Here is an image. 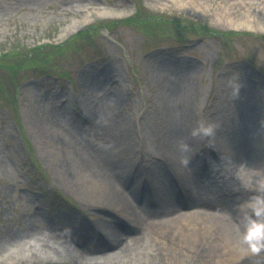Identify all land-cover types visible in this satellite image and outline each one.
<instances>
[{"label": "rangeland", "instance_id": "1", "mask_svg": "<svg viewBox=\"0 0 264 264\" xmlns=\"http://www.w3.org/2000/svg\"><path fill=\"white\" fill-rule=\"evenodd\" d=\"M231 22L251 27L239 29ZM54 42L65 46L56 51ZM51 51L58 53L51 63L39 66L29 60L38 55L46 60ZM0 55V264L264 261V211L258 226L237 227V237L252 242L248 245L255 249V255L246 250L239 259L233 252L239 245L231 246L234 240L225 239L219 230L203 231L197 244L153 230L138 232L137 227L130 232V226L116 225L119 218L112 211L88 205L84 187L73 188L62 179L66 157L48 147L49 135L69 131L91 166L105 163L104 171L111 176L126 172L118 180L121 186L128 177L154 186L155 175L147 178L140 158L148 157L149 166L154 162V169L165 177L168 169L156 156L177 167L182 158L180 152L172 157L161 137L164 133L178 142L184 136L174 128V119L166 121L164 112L172 100L176 125L184 127L190 115L201 137L211 130L214 147L223 158L232 159L228 174L251 187L249 195L239 199L240 213H221L232 221L259 211L264 195L257 193L256 184L264 186V161L260 165L236 151H245L240 140L244 133L255 135L264 146V0H0ZM97 79H102L99 84ZM244 80L247 85L241 84ZM114 87L118 95H112ZM161 121L166 122L158 125ZM61 141L55 149L62 148ZM130 150L135 153L132 161ZM30 151L36 161L29 167ZM36 167L49 177L40 179L55 184L57 193L69 195L70 189L76 207L61 202L47 208L50 199L35 190L31 179ZM211 195L193 200L183 213L198 210L194 204L199 207ZM96 219L111 223L118 234L139 239L144 234L149 239L135 249L140 242L127 248L125 237L118 241L99 234V244L92 233L81 239L79 220L90 225ZM130 223L137 226L136 221ZM11 228V234L20 229L32 233L14 242L8 234ZM213 244L218 252L207 251ZM100 246L106 252H91Z\"/></svg>", "mask_w": 264, "mask_h": 264}, {"label": "bare ground", "instance_id": "2", "mask_svg": "<svg viewBox=\"0 0 264 264\" xmlns=\"http://www.w3.org/2000/svg\"><path fill=\"white\" fill-rule=\"evenodd\" d=\"M203 11L204 10H202V12ZM222 19L223 21H225L227 18L222 17ZM230 25L239 29L251 27V25L242 27L239 24H236V22H231ZM99 80L102 79L95 80V84H99ZM241 84L247 85V82H245L244 80V82H242ZM112 95H118V93L116 92V87L113 88ZM170 109H172L173 111H170L169 113ZM164 113L166 114V121H168L169 118L174 119V128H178L179 134L184 136L181 137L180 141L176 142L173 141L170 136H168V138L167 134L163 133V136L161 135V137L164 138L166 148L170 152V155H172V157H176V152L181 153L182 158H180L179 160L177 158L179 167L174 165L169 159L165 158L164 156L161 157V160L166 166L172 167L173 169L178 171V174H180V178L182 179V182L186 187V191L188 193L187 198L184 199L180 194L174 191L179 184H176L174 180H170L169 176L165 177L161 173V171L158 170L157 165V170H155V173L153 174V176L155 175L153 179L154 186H152L154 193L153 199H149L144 192L143 188H145L147 191V181L145 180L141 185V183L136 184L132 177L131 180H129L128 177L126 183L121 186L118 183V180L120 179V177L124 179L126 172L124 170L118 172V174L114 172V177L113 174L111 176V174L109 175L105 173V163L97 162L98 164H95V166H91V164L89 163V158L87 157V152L83 151L78 146V144L72 140V134L69 131H63L62 133H59L60 136L53 135L55 133H52L48 137V147L50 152L53 154H57L58 156L66 157V162L62 166L61 172L65 177H63L62 179L65 180V182L73 188L84 187V189L86 190L85 194L88 205L103 206L105 208L116 211L120 210L119 213L129 222L136 221V223L143 226V228L138 232L153 230V232H155L156 234H163V236L166 235L168 237H173L172 239L174 240L180 239L182 241H185L190 239L197 244V242H201V240H199L198 238L201 236L203 231H209L208 233H211V231L213 230H219L225 239L234 240V242L231 243V246L239 245V251H233L238 255V259L244 255V252L246 253V250L250 252L253 251V249H250L248 245L250 241L244 238L239 239V237H237L236 230L237 227H241L244 225L249 227L258 226L256 225V220H259L262 214L255 216L254 218L243 224H239L237 223V221L234 222L232 218L231 221L229 217L223 215L221 212L207 210H193L194 212H192L191 214L183 212L179 213L169 210L166 214V216L168 217L163 219L161 218L159 220L147 215V209L144 208L146 204H148V206H152L153 208L157 205H168L171 203H180L182 206V204L191 203L194 200V194L197 195L198 198L204 197L205 195L210 196L211 194L215 193L219 195L223 193V195H226L225 190L230 191L229 195H226L227 197H214V200L211 198V201L221 204L229 200L228 204H233L234 207L232 211L226 210L225 213H229V215L230 213L234 214L235 212L240 213L242 210V206L239 205L241 203L239 199L242 197V194L246 190V187L243 186L242 183H239L241 187L239 188L238 192H231L235 191L233 189V183H235L234 177L232 174H228V171L232 167L231 158H222V160H219L220 168L214 170L213 172L210 170L209 166H202L204 162H201L206 154H202L199 151L206 147L207 140L204 137H201V130L198 127L197 129L193 127L190 115H187L186 123L184 127L181 128L180 124L176 125L175 123L178 114H176L174 110L172 100L168 103ZM156 120L157 118L153 121L154 124L156 123ZM177 120L179 121V119ZM166 121H161L158 125H163ZM211 133L212 132L210 130L208 135L209 138H211ZM52 135L53 145L50 148ZM61 139H63L62 148L55 149V143H59V140L60 142H62ZM214 139L220 141L219 138ZM240 140L245 151L240 149V151L237 150L236 152L241 153L242 151V155L254 158L256 162H259L261 165L262 160L264 161V146L259 142V139L256 138L255 135H246L244 133L242 134ZM125 142H127V138L125 139ZM245 144L247 146H245ZM231 150L233 151V153H231V156H234V150ZM128 155L129 159L132 161L135 157L134 150L128 151ZM109 158L111 159V156H109ZM58 159L60 160V157H58ZM262 169L264 171V166L262 167ZM204 174H206V178L208 180L214 179L212 181L213 184H205L204 182H201L204 179L203 177H205ZM224 175L229 177L227 180L229 181V184H223L225 182V180H223ZM209 185L216 186L208 187ZM256 188L257 193H261L262 195H264V186L256 184ZM68 191L71 192L70 189ZM244 204L246 205V203ZM189 219L190 221L188 223ZM102 225L104 226L105 230L102 227H100V229L104 230L105 232L108 231L111 237H114L118 241H121L123 239L124 235H122L121 233L118 234L119 232L114 229V226L111 223L103 221ZM116 225L124 228V225L120 224L119 222L116 223ZM12 231L14 230L11 228L10 231H8V234L12 236L10 238H12L11 241L14 242H16L21 236H28L32 233L29 230L22 231L20 229L19 232L11 234ZM195 232H197V234ZM90 233L93 234L92 226L84 223L80 238L87 239ZM125 237V244L127 248L133 247L134 244L140 242V244L137 247H134V249L140 247L149 239L145 237L144 234H142V238L140 239L138 238V235ZM250 237H252V241H256V237H254L253 233ZM19 240L22 241L24 239L20 238ZM218 248L219 246L217 244H213L207 249V251L218 252L216 251L218 250ZM240 263L255 264L251 260H248V258L242 259Z\"/></svg>", "mask_w": 264, "mask_h": 264}]
</instances>
